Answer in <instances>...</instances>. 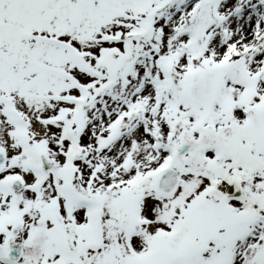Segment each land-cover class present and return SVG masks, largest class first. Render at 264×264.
Segmentation results:
<instances>
[{"label":"snow or ice","instance_id":"1","mask_svg":"<svg viewBox=\"0 0 264 264\" xmlns=\"http://www.w3.org/2000/svg\"><path fill=\"white\" fill-rule=\"evenodd\" d=\"M0 264H264V0H0Z\"/></svg>","mask_w":264,"mask_h":264}]
</instances>
